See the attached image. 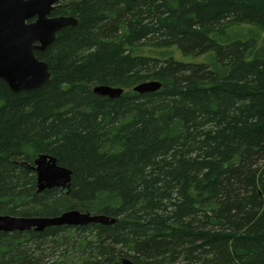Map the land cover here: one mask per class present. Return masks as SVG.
Listing matches in <instances>:
<instances>
[{
	"label": "trees",
	"instance_id": "trees-1",
	"mask_svg": "<svg viewBox=\"0 0 264 264\" xmlns=\"http://www.w3.org/2000/svg\"><path fill=\"white\" fill-rule=\"evenodd\" d=\"M53 16L80 25L36 53L52 80L0 81V215L117 222L0 232V264H264V0H63ZM43 154L72 171L68 195L37 191Z\"/></svg>",
	"mask_w": 264,
	"mask_h": 264
},
{
	"label": "water",
	"instance_id": "water-1",
	"mask_svg": "<svg viewBox=\"0 0 264 264\" xmlns=\"http://www.w3.org/2000/svg\"><path fill=\"white\" fill-rule=\"evenodd\" d=\"M63 0H0V81L13 93L41 89L52 80L47 63L36 53L44 52L68 28H76L80 21L73 16H53ZM162 88L158 81L137 85L138 94L156 93ZM95 95L118 99L124 89L96 86ZM37 176V191L60 189L68 195L71 190L72 171L58 164L56 158L40 155L34 166H28ZM117 219L101 214L66 211L57 217H17L0 215V232L42 233L49 227H84L91 224L111 226ZM116 264H135L123 258Z\"/></svg>",
	"mask_w": 264,
	"mask_h": 264
},
{
	"label": "rangeland",
	"instance_id": "rangeland-1",
	"mask_svg": "<svg viewBox=\"0 0 264 264\" xmlns=\"http://www.w3.org/2000/svg\"><path fill=\"white\" fill-rule=\"evenodd\" d=\"M175 57L180 61L193 62V63H202L203 61H205L207 59V57H205V58L204 57L193 58L191 56H185L178 51H175Z\"/></svg>",
	"mask_w": 264,
	"mask_h": 264
}]
</instances>
